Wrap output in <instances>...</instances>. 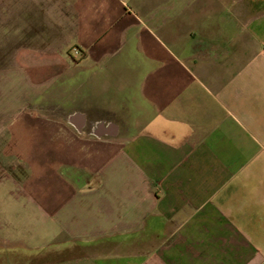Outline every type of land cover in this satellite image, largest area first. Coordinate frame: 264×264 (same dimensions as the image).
I'll list each match as a JSON object with an SVG mask.
<instances>
[{
    "label": "crops",
    "instance_id": "0c3cea01",
    "mask_svg": "<svg viewBox=\"0 0 264 264\" xmlns=\"http://www.w3.org/2000/svg\"><path fill=\"white\" fill-rule=\"evenodd\" d=\"M11 10L8 57L42 76L0 116L31 140L0 181V264H264V0Z\"/></svg>",
    "mask_w": 264,
    "mask_h": 264
},
{
    "label": "rangeland",
    "instance_id": "374dc122",
    "mask_svg": "<svg viewBox=\"0 0 264 264\" xmlns=\"http://www.w3.org/2000/svg\"><path fill=\"white\" fill-rule=\"evenodd\" d=\"M0 5V18L9 21L8 24L1 25L0 27V116L3 117L12 115L20 108H27L28 101L33 98L30 89L31 87H29V79H34L37 76L41 77L42 75L33 74L35 69H32L31 66L23 63L20 58L12 59L11 57H8V55H11L12 41L16 40V37L21 35V30L23 28L14 25L12 19L21 18V16L22 18H25V8L23 12L20 13L22 14L21 16L16 14L12 17V0H0ZM20 6L25 7V5L22 4ZM72 46L73 45H70L67 55L71 54L72 59H75L79 52L76 51V49L71 48ZM27 110L29 109L27 108ZM3 119L4 120L0 123V181H5L3 176L10 175L11 171H14L11 166L12 164H10L11 161H13L12 158L21 159L23 157L18 149H25L31 145V140L26 136L20 138L15 137L17 130L15 129L14 118ZM14 164L15 163L13 162V166ZM3 166L5 170L2 172L1 169ZM81 253L82 249L80 247L72 245L66 249L47 252L43 256H39L30 264H42L48 261L77 256Z\"/></svg>",
    "mask_w": 264,
    "mask_h": 264
}]
</instances>
